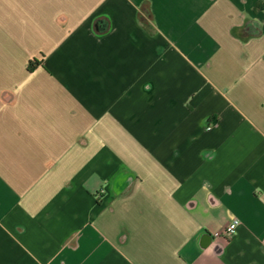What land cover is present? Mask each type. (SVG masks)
<instances>
[{
    "label": "crops",
    "instance_id": "1",
    "mask_svg": "<svg viewBox=\"0 0 264 264\" xmlns=\"http://www.w3.org/2000/svg\"><path fill=\"white\" fill-rule=\"evenodd\" d=\"M0 264H264V0H0Z\"/></svg>",
    "mask_w": 264,
    "mask_h": 264
},
{
    "label": "built area",
    "instance_id": "2",
    "mask_svg": "<svg viewBox=\"0 0 264 264\" xmlns=\"http://www.w3.org/2000/svg\"><path fill=\"white\" fill-rule=\"evenodd\" d=\"M239 223L240 221L238 219H234L232 222H230L224 232L226 239H231L235 235Z\"/></svg>",
    "mask_w": 264,
    "mask_h": 264
},
{
    "label": "trees",
    "instance_id": "3",
    "mask_svg": "<svg viewBox=\"0 0 264 264\" xmlns=\"http://www.w3.org/2000/svg\"><path fill=\"white\" fill-rule=\"evenodd\" d=\"M42 65V61L38 59H31L28 63L29 70H34Z\"/></svg>",
    "mask_w": 264,
    "mask_h": 264
}]
</instances>
